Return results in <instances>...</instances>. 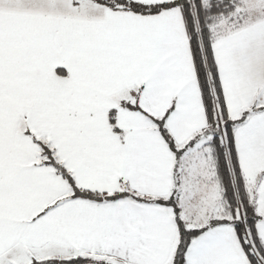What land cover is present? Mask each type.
<instances>
[{
    "label": "snow or ice",
    "instance_id": "obj_1",
    "mask_svg": "<svg viewBox=\"0 0 264 264\" xmlns=\"http://www.w3.org/2000/svg\"><path fill=\"white\" fill-rule=\"evenodd\" d=\"M0 264H264V0H0Z\"/></svg>",
    "mask_w": 264,
    "mask_h": 264
}]
</instances>
